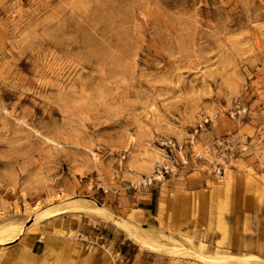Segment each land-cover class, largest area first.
<instances>
[{"label":"rangeland","instance_id":"rangeland-1","mask_svg":"<svg viewBox=\"0 0 264 264\" xmlns=\"http://www.w3.org/2000/svg\"><path fill=\"white\" fill-rule=\"evenodd\" d=\"M10 224L0 264H264V0H0Z\"/></svg>","mask_w":264,"mask_h":264},{"label":"bare ground","instance_id":"bare-ground-1","mask_svg":"<svg viewBox=\"0 0 264 264\" xmlns=\"http://www.w3.org/2000/svg\"><path fill=\"white\" fill-rule=\"evenodd\" d=\"M78 197L76 196H67L64 197L62 199H59L58 201L55 202H51L48 205L44 206V205H39L36 206L34 208V210L31 213L30 219L29 221H34V220H38L42 217H46L52 214V210L51 207L53 206H57L60 204H66L68 202H72L74 200H77ZM94 211L100 213V214H108V211L100 206V205H96L91 207ZM126 228L128 229L130 235L142 242V243H148L150 242L147 238H143L141 236H139V234L132 230L127 224ZM14 227H17L16 225L10 224L8 226H4L2 228H0V234L5 233L8 231V229H13ZM6 238H0V243L4 242ZM196 244L198 245V247H203V244L201 243V241H196ZM158 249L160 250H168L169 252H173V253H182V254H191V255H195V256H199L204 264H224L226 262H231V261H244V262H254L255 264H257L258 262V258L254 257V256H244V255H238V254H233V253H227V252H223V253H214V254H210V255H204L201 254L197 251H195L194 249L191 248H185V247H166V246H157ZM261 260V259H260ZM260 262V261H259ZM261 262H264V260H261Z\"/></svg>","mask_w":264,"mask_h":264}]
</instances>
